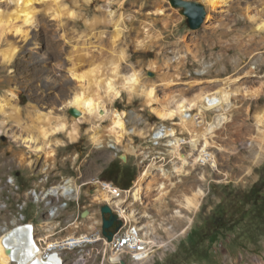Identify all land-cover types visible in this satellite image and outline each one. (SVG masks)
Returning a JSON list of instances; mask_svg holds the SVG:
<instances>
[{"label":"rangeland","instance_id":"1","mask_svg":"<svg viewBox=\"0 0 264 264\" xmlns=\"http://www.w3.org/2000/svg\"><path fill=\"white\" fill-rule=\"evenodd\" d=\"M58 1L62 14L54 11L49 0L35 2L30 22L24 24V15H20L14 20L17 28L7 30L0 41V98L10 93L17 95V102L12 104L20 108L21 123H30L39 112H46L51 115L49 123H73L78 138L71 141L66 133L50 134L52 143L63 142L55 147V157L35 155L14 140L13 135L24 134L22 128L0 113V122L7 120L4 126L0 123V203L6 206L0 213L3 223L11 222L13 213L14 217L25 216V209L17 211V204L31 198L33 191L28 190L37 183L44 166L49 169L50 183L60 184L71 178V185L65 183L64 188L71 186L75 191L78 175L84 184H92V179L100 177L130 191L138 174L152 162L171 170L166 146L170 137H152L162 126L172 127L179 138L187 136L180 131L177 118L161 119L157 105H146L140 93L130 99L123 93L107 103V110L122 114L127 135L118 141L109 117L100 121L89 117L75 120L78 112L64 106L82 88L87 93L88 79L83 74L91 61L103 76L91 83L89 92L103 103L104 80L114 76V63L119 66L117 81L138 72L143 83L154 84L161 99L162 80H173L170 91H182L190 99L201 90L214 91L222 80L231 77L237 78L231 85L237 87L231 99L236 109L228 111L229 119L213 139L210 152L216 157L217 168L198 166L187 168L189 174L183 177L171 175L173 184L166 188L163 205L156 200L159 195L153 183L138 202L129 194L120 208L134 216L136 222L132 225H138L150 242V251L136 264H264V156L256 161V156L263 154L259 141L264 140V117L260 125L255 119L264 109V69L260 70L264 66V31H255L264 23V0H217L214 7L206 0H184L201 3L206 16L211 17L207 24L205 18L196 30L188 27L181 8L172 0ZM2 9L9 10L4 5ZM9 43L17 48L16 55L9 63H2L1 52L8 49ZM121 52L123 58L118 60ZM72 65L75 75L69 72ZM249 70L254 73L247 74ZM193 80L203 84L188 86ZM97 81L100 83L95 84ZM258 89L263 99L247 103L244 93ZM191 114L196 110L192 109ZM215 115L209 112L206 121L213 123ZM91 129L98 132L99 146L90 140ZM141 132L145 133L143 137L139 136ZM128 144L133 153L126 154ZM151 173L149 179L160 180V172ZM9 178L18 191L13 192ZM198 189L205 194L198 211H186L184 198ZM81 191L79 203L68 202L69 208L58 218L63 228L64 219L72 222L62 235L74 233L72 225L76 220L85 223L84 227L79 225L78 232L102 228L100 208L106 203L96 198L99 192L88 198L86 191ZM117 201L112 200L119 205ZM33 204L29 200L26 214L36 207ZM83 213H88L86 218L81 217ZM90 216L97 220L96 226L88 220Z\"/></svg>","mask_w":264,"mask_h":264},{"label":"bare ground","instance_id":"2","mask_svg":"<svg viewBox=\"0 0 264 264\" xmlns=\"http://www.w3.org/2000/svg\"><path fill=\"white\" fill-rule=\"evenodd\" d=\"M38 1L44 0H0V41H3V36L5 35L7 30L17 28L14 20H17L20 15H24V24L33 18L34 4ZM49 1L51 4H54L55 8H53L54 6L52 5L54 11L56 13H59V15L62 14L61 12L63 11V9L59 5V1ZM206 2L211 7H214L217 4V0H206ZM2 5H4L9 10L4 11L2 9ZM205 18L207 24L210 21L211 17L205 15ZM255 31H264V23L259 24L255 28ZM116 34H119V30L117 28ZM25 35H27L26 32ZM16 52L17 48L9 43L8 49L1 52L2 63H9L16 55ZM252 53L253 51L250 52V54ZM82 55L83 53L80 54V58L83 57ZM118 56V60H121L123 58V52L118 54ZM94 63V61H91L89 70L83 74V76H86L88 79L87 93H85L86 88H82L81 91L76 92L73 97H71V99L64 105L65 107L73 108V110L78 112V118H74L75 120H81L89 117L93 118L95 121H100L104 117H109L112 122V132L115 134L116 140L118 141L119 139L127 135L123 123V118L121 116L122 114L117 113L113 110H107V103H112L114 100L120 98L123 93L127 94L130 99L138 92L140 93L139 96L144 98V103L146 105H157L156 112L161 119H165V117L177 118L179 120L180 131L182 133H185V135L187 136L184 139L179 138L177 136V132L172 127L167 128L162 126L161 128L156 129L152 137L153 139L157 140L164 137H170V139L166 142V146L168 147L167 155H169V157L171 158V170H165L163 164L157 165L155 162H152L148 167L144 168L143 171H141L136 177L133 186L129 191L130 197L134 202H138L141 199V195L144 194V191L147 192L150 187H152L151 185L155 183L157 185L156 189L159 195L156 200L160 202V204L164 203V197L167 195L166 188H168V185L170 186L173 184L170 180L171 175L174 174L183 177L189 174L186 171L187 168L195 169L198 166L205 167L208 165L211 168H217L216 157L213 153L210 152V150L215 144L213 139L217 137L218 128L223 124V122H226V120L229 119L228 111L230 109H236L235 104L232 103L231 99L233 97L232 93L236 91L237 87L234 88L231 85L237 80V78H225L224 80H222L221 85H219L216 89L214 88V91L204 89L190 99L186 97V95L183 94L182 91H180L179 93L170 91L171 89L169 88V86L173 82V80H162L161 86L164 90V97L161 99L157 95L158 90L154 86V84L143 83L138 72H132L130 76H128L125 80L117 81L119 79V66L118 63H114V76L110 77L109 80H104L105 97L103 103L99 100L96 101L94 96H92L89 92V86L91 85V83L103 76L101 72L95 69ZM74 66L72 65V68H70L69 70L72 75H75L76 73V69ZM263 69L264 66L260 67V70ZM248 73L252 74L254 72L249 70L247 74ZM99 83V81H97V83L95 82V84ZM187 84L188 86H193L202 85L203 83L200 80H193L192 82H188ZM238 90L239 89H237V91ZM244 94L245 96L243 97L247 100V103H258L261 99H263L261 97L262 90L260 89ZM17 99V95L13 93H10L9 96L4 99L0 98V113H5V118L7 117L13 120L16 123L17 127L22 128L24 134H20L18 136L13 135V137L15 141H20L21 144L23 143L24 147L28 151L34 153L35 155H45L46 158L51 159L55 157V147L59 146V144L63 142L61 140H56L52 143L51 141H49L48 135L51 134V136H55L59 133H66L67 138L71 141H74L78 138V129L75 125H73V123L71 125L64 122L49 123L51 120V115L48 113L46 114V112H39V114L35 118H32L30 120V123H21L22 120L20 108L12 104L13 102H17ZM192 109L196 110V114H191ZM7 110L10 111L8 112ZM211 111L216 113L214 117L215 121L213 123H208L206 121V117ZM263 117L264 109L255 115L257 125H260L262 123ZM0 123L2 126H4L7 123V120H3ZM91 132V142L99 146L101 144V140L99 139L98 132H95V130L93 129H91ZM144 135L145 133L143 132L139 133L140 137H143ZM38 143H41V146H38ZM259 143L263 154L259 153L256 156V161L264 156V140L261 139ZM185 148H188V150H185ZM124 149L126 154L133 153V147L129 144ZM183 150H185V153H183ZM152 171H158L161 173L160 180L153 181V179H149L152 176ZM95 180L96 179H92V182ZM69 184L71 185V183ZM98 192V194L95 193L96 198L100 201H102L103 199L104 204L106 203V206H108L109 208L111 207L110 210L112 212L118 211L120 220H126V224L120 225L119 232H127V230H129V232H136L139 237L145 238V242H148L147 238L143 236V232H141L142 230L137 227L138 225H132V223L136 222L134 216H129L126 213L122 212L120 205L123 200L117 201L119 202V205H117L116 203L113 204L112 200L115 199L114 196L105 191ZM30 194L31 198H35V191L31 192ZM75 194L76 191L71 186L64 188V197L66 199L65 204L74 201ZM204 195V191L198 189L197 191L193 192L190 197L184 198V208L186 209V211L197 212ZM31 201L32 203L36 204V200ZM39 201L40 202H37L38 220L40 219V223H46V218H51L52 215H55V210L57 209V197H55L54 194L50 191L44 190L39 192ZM39 204L41 206H39ZM17 208V211H23L24 209V207ZM176 213H178V211ZM24 217L25 216H23L22 214H19L18 217H14V219L9 223H1L0 264H11L13 261L15 264H43L39 263L37 260H30L29 253H25L24 249H22V254H20L21 251L17 255H11L9 251L6 253V247H9V245L14 249L16 246H25V244H27V238H23L21 235L19 238H17V236L15 237V234H13L20 230L23 232L21 225L23 224ZM93 219L94 218H92V216L88 218V220ZM97 223V220H93L92 225L96 226ZM128 225L130 226L128 227ZM52 226L55 225L53 224ZM76 226L77 223H73L72 227L75 228ZM124 226L126 227L125 230H123ZM150 226L151 229H153V226L151 224ZM100 231L101 229L99 228H96L91 232L89 231L82 233L77 231L69 235V241H83L86 239L87 234L100 233ZM29 240L31 244L41 243L40 226L31 227L29 231ZM149 251V246H146L143 249V253L140 256L135 257L132 247H124L120 248V257H127V263L134 262L136 264L138 262V259L144 257L145 254ZM69 256L70 255L64 256L55 264H68V260H71V258L74 257L73 255H71V257ZM73 263L74 258L72 259L70 264Z\"/></svg>","mask_w":264,"mask_h":264},{"label":"built area","instance_id":"3","mask_svg":"<svg viewBox=\"0 0 264 264\" xmlns=\"http://www.w3.org/2000/svg\"><path fill=\"white\" fill-rule=\"evenodd\" d=\"M71 179V178H69ZM69 179H64L57 183L49 182V169L43 167L40 173V177L37 180V183L28 191H35V198L23 199L20 203L17 204V207H24L25 217L23 218V224L21 228L23 232L17 231L15 237L27 238V244L25 246H16L14 249L12 246L6 247V253L9 251L11 255L18 254L20 251L22 254V249L25 253L28 252L30 255V260H37L39 263L43 264H55L59 259L63 258L66 255L74 256L73 264H121V261H124V264H127V257H120V248L132 247L133 254L135 257L140 256L143 253V249L146 246H150V242H145V238L139 237L136 232H119V228L111 235L112 239L107 240L102 234V229L100 233L87 234L86 239L83 241H69V235H62L64 228L70 226L68 219H64L66 223L63 228L62 223L58 218L63 217L65 211L69 208L70 204H65L64 198V187L65 183H69ZM77 179V188L75 194L74 203H79V192L85 190V196L90 198L98 191H105L115 197L116 200H125L130 194L129 190H122L119 187L115 186L111 181L97 178L92 184H84L82 176H79ZM8 183L11 185L13 192L19 190V187L14 184L12 178L8 179ZM48 190L57 197V209L55 210V215H52L51 218H46V223H38V209L37 202L39 201V191ZM82 192V191H81ZM24 196V194H22ZM29 200H36V207H32L31 212L26 214V210L29 206ZM104 205V203H102ZM6 206L3 203H0V213L2 209H5ZM115 213L117 218L120 220L117 212ZM86 216L84 218L87 217ZM30 215V216H29ZM83 217V216H81ZM0 219L1 223L5 220L3 216ZM14 219V213L11 217ZM121 224H126V220H120ZM56 222L55 226H52ZM77 226L73 232L78 231V227L81 224V227H84L85 223L78 222ZM32 226H40V235L41 243L40 244H31L29 240V231ZM14 260V259H13ZM11 264H15L14 261Z\"/></svg>","mask_w":264,"mask_h":264},{"label":"water","instance_id":"4","mask_svg":"<svg viewBox=\"0 0 264 264\" xmlns=\"http://www.w3.org/2000/svg\"><path fill=\"white\" fill-rule=\"evenodd\" d=\"M172 4L178 8H181V13L186 17L187 25L190 29L196 30L203 24L205 20L206 11L201 3L194 1L192 2L184 0H172ZM73 114L76 113H74L73 111ZM100 215L102 221V234L107 238L108 241H110L112 239V236L108 235L106 231L110 227H112L115 222H118L119 225L121 224V222L106 205L100 208ZM106 215L109 216L108 219L105 217ZM82 216L85 217L86 213H83ZM121 264H124V261H121Z\"/></svg>","mask_w":264,"mask_h":264},{"label":"trees","instance_id":"5","mask_svg":"<svg viewBox=\"0 0 264 264\" xmlns=\"http://www.w3.org/2000/svg\"><path fill=\"white\" fill-rule=\"evenodd\" d=\"M112 169H109L107 172V175L110 177ZM255 191V188L252 189L251 193ZM118 224H114L112 227H110L106 232L108 235H112L117 229H118Z\"/></svg>","mask_w":264,"mask_h":264}]
</instances>
